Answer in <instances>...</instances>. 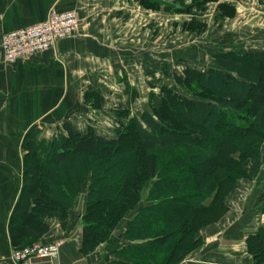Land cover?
I'll use <instances>...</instances> for the list:
<instances>
[{"label":"trees","instance_id":"1","mask_svg":"<svg viewBox=\"0 0 264 264\" xmlns=\"http://www.w3.org/2000/svg\"><path fill=\"white\" fill-rule=\"evenodd\" d=\"M213 59L206 70L173 72L182 92L163 87L158 107L132 117L133 138L127 125L109 139L65 122L64 133L30 143L9 219L12 245L37 242L52 218L65 228L87 186L81 254L107 242L131 213L121 234L125 244L114 251L121 260L108 264H177L198 248L199 232L226 213L236 182L254 181L263 169L264 51L220 52ZM39 132L35 126L27 136L35 140ZM245 245L254 264H264V225Z\"/></svg>","mask_w":264,"mask_h":264},{"label":"crops","instance_id":"2","mask_svg":"<svg viewBox=\"0 0 264 264\" xmlns=\"http://www.w3.org/2000/svg\"><path fill=\"white\" fill-rule=\"evenodd\" d=\"M226 5L233 11L229 17L222 18L220 6ZM52 10L76 11L79 26L75 33L58 41L52 49L12 65L3 63L0 48V264H13L10 255L17 249L11 243L8 225L22 187L21 144L32 127L36 126L41 130V137L46 138V129L64 133L61 123L67 120L75 131L84 132L96 126L98 131L91 129L96 134H104L111 119L117 123L118 118L106 111L104 115L96 114L94 118L100 122L94 123L90 107L82 105L84 96L107 95L110 88L117 91L116 101L129 102L126 86L140 91L145 81L150 86L151 80L164 75L162 68L166 71L170 68L172 78L175 67L168 54L173 47L170 44L169 49L158 51L159 29L173 32L174 26H180L176 31L198 37L212 32L213 39L210 38L208 45L205 41L199 43L203 51L193 50L197 64L178 58L177 64L182 69L186 66L198 70L211 68L215 53L264 51V0H217L212 9L206 6L205 13L194 15L195 18L186 9L183 13L186 18L179 24H175L178 12L161 0H0V40L4 32L44 21ZM160 14L164 15L165 23L159 22ZM207 17L212 22L205 20ZM194 21L201 25L200 33L188 31L192 30L189 26L195 27ZM141 104L138 94V99L129 105L119 103V107L126 111ZM81 109L84 113L78 115ZM263 151L264 145L262 155ZM262 177L264 165L254 181L236 182L226 199V213L217 223L199 232L202 244L177 264H254L245 239L264 225V207L256 208L264 192ZM86 193L87 186L77 197L65 228L57 218L49 219V232L37 240L44 243L62 240L57 259L38 260L33 264H108L121 260L114 251L125 244L121 234L134 213L121 222L107 242L83 255L80 252L81 216L85 211ZM246 213L250 215L245 218Z\"/></svg>","mask_w":264,"mask_h":264},{"label":"rangeland","instance_id":"3","mask_svg":"<svg viewBox=\"0 0 264 264\" xmlns=\"http://www.w3.org/2000/svg\"><path fill=\"white\" fill-rule=\"evenodd\" d=\"M161 1L162 2H167L168 6H172L173 4L182 6L183 9L180 10V11H177L178 14L175 16V20H177V21H175V24L176 23L179 24V23L182 22V20H184L186 18L185 15H183V13L185 12L186 9L189 10L190 13H192L191 15L193 16V18H195L194 15L195 16H200L199 14L205 13L204 7L207 6V9H212L213 8V2L217 1V0H161ZM201 5L203 7H201ZM162 6H165V4L161 5V7ZM158 7H160V5ZM230 10H232V9H230ZM230 10L224 9L225 12L222 13L223 14L222 18H225L226 16L229 17L231 15V14H229ZM163 16L164 15H161V14L158 15V19H159V22H164L165 23V21L162 20ZM205 20H209V22H212V18H210V17H207V19H205ZM194 23H195V21H194ZM200 26L201 25H199V23H195V27L189 26L190 29H192V30H188V31L194 32V34L195 33L197 34L199 32V30H201ZM228 27L229 26H227L226 30H229ZM185 28H186V26L184 25V29ZM176 29H180V26H177V27L174 26L173 32L172 31H168V29L165 30L164 28H163V30L159 29V32H158V51L162 52L163 50L169 49V46L171 44L172 47H173V50H169L171 52H169L168 55L170 56L169 59L171 60V58H172V60H173L172 67H175L173 72H180L182 70V67H181V65L177 64V62L180 61V59H178V58H183L184 60L189 61L190 63L197 64V57L193 53V50H196L197 53L203 51V50H201V48H199V45L201 44V41L202 42L205 41V43L208 45L209 42H210V38L213 39L212 38L213 35H212V32H210V33L209 32H205L206 33L205 37H204V35L202 37H201V35L199 37L198 36H194V35L190 36V34H186V32H182L180 30L176 31ZM241 51H244V50H241ZM245 51H247V50H245ZM208 53H209V51L206 53V55H208ZM164 55H165V53L162 54L163 57H164ZM159 56H161V54H159ZM159 67H161V66L159 65ZM169 69L170 68H168V70L166 71L165 68H162L161 71H162V73L164 75H161V78H159L157 80H151V85L150 86L148 85L149 82L145 81L142 84L141 88L139 89L140 91L126 86V90H125V96L127 98L126 100H128L129 102L134 101V99H138V94H139L140 98H141V101H142L141 106L135 105V106H133L132 109H129V110H126V111L120 109L119 103L120 104L121 103H125L126 105H129V102H123V101H121V99H118L117 100L118 103H117V101H116V99L118 97L117 96V91L114 90V89H110L109 88L107 95H99L97 93L96 94L92 93V94H89V95H85L82 105L90 107V109L88 108V110H90V112H93V119L95 120L94 123L97 124V123L100 122V121H98V120H96L94 118L95 115L96 114H103L104 115V113L106 111H109L111 114H113V116L115 118H118V122L117 123H115L114 120L111 119V123L107 127L106 132H104V134H101V133L100 134L102 136H105L106 138L111 139L113 137L118 136L126 125H127L126 127H130L131 128L130 121H131L133 116H139L142 113L143 110L151 112L153 110V108H156V107L159 106L160 97H161V89L163 87L170 88L173 91H178V92L181 91L179 88H177L173 84L172 78L170 76V70ZM127 93H128V96L126 95ZM113 94H114V96H112ZM123 97H121V98H123ZM104 100H106L107 102H104ZM115 105H118V107L115 106ZM143 105L145 107H142ZM81 113L82 114L84 113V111L82 109L79 110L78 115H80ZM65 122H67V120L64 121V123ZM64 123H61V128H62V125ZM91 124H93V122ZM91 128H93L94 130L98 131L96 126L90 127L88 129H91ZM178 129L180 131H184V129H182V127L178 128ZM39 131L41 132V130H39ZM133 132H134V129L131 128L129 130V132H128L130 138L134 137ZM55 134H56L55 132H52V131L46 129L45 132H44V135L46 136V138H42L41 137L42 134L39 133L36 136L35 140H32L29 137H26V138H24L22 140V144H21V153H22V186H23V182H24V180H23V171H24V156H25L26 152L30 151V148L33 145L34 141L38 142L41 139L48 140V139H51V137L53 135H55ZM58 135L59 134L57 133L56 136H58ZM30 143H32L31 146H29ZM30 153L33 155V152H30ZM20 158H21V156H20ZM262 160H263V165H264V151H263V155H262ZM263 179H264V177L261 178V181H263ZM21 190H22V187H21ZM231 192H233V190ZM230 194L231 193H229V195H227L226 199L230 196ZM257 201L259 203L257 202L256 208H259L260 205L264 207V201H259V200H257ZM246 202H247V200H246ZM258 211H259V209L257 210V212ZM248 215H250V213L249 214L246 213V215L244 217L246 218V216H248ZM8 228H9V225H8ZM29 243H31V242L30 241H25V242H23L21 244V246L24 247L25 245H27ZM21 246L17 247V248H22ZM251 258H252V256H251Z\"/></svg>","mask_w":264,"mask_h":264},{"label":"built area","instance_id":"4","mask_svg":"<svg viewBox=\"0 0 264 264\" xmlns=\"http://www.w3.org/2000/svg\"><path fill=\"white\" fill-rule=\"evenodd\" d=\"M78 26L79 18L76 11L52 10L47 18L38 24L4 32L0 40L2 61L12 65L32 55L48 51L58 41L75 33ZM62 244V240L49 243L34 242L13 249L10 259L13 264H33L38 260L53 262L57 259Z\"/></svg>","mask_w":264,"mask_h":264},{"label":"water","instance_id":"5","mask_svg":"<svg viewBox=\"0 0 264 264\" xmlns=\"http://www.w3.org/2000/svg\"><path fill=\"white\" fill-rule=\"evenodd\" d=\"M120 237V236H119ZM108 258H106V260H107Z\"/></svg>","mask_w":264,"mask_h":264}]
</instances>
